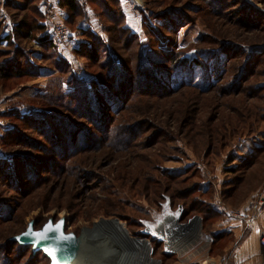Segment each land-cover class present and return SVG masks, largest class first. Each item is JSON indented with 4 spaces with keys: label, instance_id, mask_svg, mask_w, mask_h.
<instances>
[{
    "label": "rangeland",
    "instance_id": "rangeland-1",
    "mask_svg": "<svg viewBox=\"0 0 264 264\" xmlns=\"http://www.w3.org/2000/svg\"><path fill=\"white\" fill-rule=\"evenodd\" d=\"M99 3L86 4L88 19L79 32L77 24L84 15L69 25L57 0H0V36H13V27L21 22L32 23L34 6L49 29V12L58 8L70 32L67 43L57 42L52 33L50 50L23 36L13 39L14 47L6 53L0 52L1 66L25 48L24 57L39 69L35 78L28 74L0 79V159H8L12 169L20 153L58 165L37 168L43 180L38 188L22 179L27 186L19 189L14 176L0 177V264H50L42 254L33 255L30 247L21 248L12 240L29 227L39 231L61 220L65 234L82 240L87 253L83 264L142 261L133 259L129 246L139 240L150 249L144 264H224L236 242L225 229L231 219L228 210L241 211L264 189V0H223L220 14L206 0H121L124 24L139 41L131 42L129 51L124 49L127 34L123 41L114 39L117 30L124 33L123 24L110 22L114 17H107L104 8L111 6ZM171 10L176 13L167 16ZM88 33L105 42L99 47L102 62L113 50L137 71L147 64L157 77L150 82L155 93L163 88L170 95L139 96L148 86L140 84L136 73L131 98L120 100L116 111L110 105L104 114L94 113L92 96L81 87L96 88V79L104 80L110 70L75 52L81 43H92ZM223 49L233 56L230 62L225 63ZM173 53L185 61L174 72L168 61ZM26 58L23 71L31 68L24 65ZM246 64L245 77L235 83ZM147 75L154 77L152 72ZM121 107L126 109L109 122ZM6 111L12 114L3 118ZM33 112L62 115L67 126L53 129L65 141L74 138L65 148L71 154H55L42 132L20 121ZM12 128L20 129L25 139H5ZM81 128L93 138L83 142L85 136L77 131ZM252 149L259 150L249 154ZM232 168L237 173H231ZM210 208L219 216H208ZM114 228L121 230L119 235ZM121 238L129 244L118 246Z\"/></svg>",
    "mask_w": 264,
    "mask_h": 264
},
{
    "label": "trees",
    "instance_id": "trees-1",
    "mask_svg": "<svg viewBox=\"0 0 264 264\" xmlns=\"http://www.w3.org/2000/svg\"><path fill=\"white\" fill-rule=\"evenodd\" d=\"M30 1V3L32 2L37 3L39 0H28ZM104 1H106L111 7L108 8L107 6H105V15L108 17H114V19H110L109 21L112 23H115L117 26H120L123 24V28L121 30L124 31V33H120L119 30L118 31V35L116 38L114 37V39H116L118 42L121 40H124V37H126L125 35L127 34V41L128 43L124 44V49L125 51H129L130 50V43H136L137 45H139V41H138V36L134 35L131 33V31L128 29L127 26H125V16L122 10V6H121V0H57V6L60 10H64L67 13L68 16V24L72 25V24H77L78 22V18L80 16H83V19L81 21H79V23L77 24V28L78 31L81 32V30L79 28H82L83 23L87 21L88 19V15L86 13V4L90 3L93 5L98 6L101 2L104 5ZM209 3V0H206ZM223 2V0H212L209 4L211 6V10L214 13L220 14L219 12H221V3ZM207 3V4H208ZM57 8V9H58ZM33 11L35 13V18L33 20L32 23H27V22H21L18 24V26L13 27L12 30V35H1L0 36V52L1 54L6 53L7 50L10 49V47H14V44L12 43V40L14 39V41H17L21 38L29 37V42L33 41L38 47L42 48V49H47L50 50L53 48L54 46V40L52 37V30L48 28L47 25H45L42 21V16L39 10V7L34 6L33 7ZM171 13H176L175 11L171 10V11H167V16H170ZM170 18V17H169ZM77 20V22H76ZM169 21V20H168ZM167 21V22H168ZM170 22V21H169ZM168 22V23H169ZM116 31V30H115ZM113 31V32H115ZM122 31V32H123ZM110 32V31H109ZM112 34V33H111ZM88 36H90V39L92 40V43H81L80 46L78 48H76L75 52L79 55L82 56H86L89 58V60H91V62L93 63H101L100 67L101 69L103 68H107L109 67L110 72L108 73V75H106V77L104 78V80H98L96 79L95 81V87L92 84L91 89V93H90V89L87 87H81L82 90L87 91V95L88 96H92L90 97V99L92 98L91 102L93 104H96L97 106H93V104H91L92 107H96V110L93 109L94 113H97L98 115H102L104 114L105 111H107L110 108V105H113L112 109L116 111V109L118 108V104L120 100H124L126 97L127 98H131V92L133 90V86L131 85V81H133V76L136 75V73L140 74V84L142 86H148V88L146 89H142L139 92V96H143L145 94H149L152 95L153 97H162L165 95H170V91L167 92L165 91L163 88L159 89V92L155 93L156 88L153 89V85H155L154 83H150L151 81H157V77L155 75L154 70H151V68H149L147 66V64L143 65V66H139L138 71L134 68H131L129 64L125 65V61H122L121 59H118V57L116 56V53L111 50H108L109 56L107 61H103L100 58V53H99V47H101L102 45L105 46V42L103 40V38H101L99 35V37L92 35L90 33L87 34ZM24 36V37H23ZM111 36V35H110ZM113 37L108 39V42H106V45L109 46V44L111 43V41H113L112 39ZM16 43V42H15ZM1 45H5V47H1ZM52 47V48H51ZM15 49H18L17 47ZM24 53H27V49H23V53L18 52L16 58L12 59L11 61H6L5 63L1 64L0 66V79L6 80V79H10V78H17V79H21L23 77H25L26 75L30 74L33 76H30L32 78H35L37 75V71L39 69L36 70V68L31 67V63L30 61H28V59L26 58V56L24 57ZM222 53L225 55V63H227L229 60L232 59V55H228L226 49H223ZM140 59H143V53L142 51L140 52L139 55ZM26 60L24 61V65L27 64V66L31 67L29 68L30 70L28 71H23V59ZM128 63V59L126 60ZM168 61H170V68L174 70L176 69V67L178 66V64H185L184 59H180V55L179 53H173V55L168 59ZM230 62V61H229ZM251 62V61H250ZM249 63V60H248ZM247 65L246 64L242 69H240V77L235 79V83H238V81H240L243 77H245V73L247 71ZM253 65V64H252ZM60 68H62V66L66 67V65L60 64L59 65ZM35 70H34V69ZM104 70V69H103ZM228 71V67L226 69ZM140 72V73H139ZM147 72H152L154 74V77L150 78L147 75ZM224 74V73H223ZM221 75L220 78H222ZM99 76V75H98ZM156 77V78H155ZM220 81V80H219ZM211 88V86H210ZM124 89V90H123ZM153 91H151V90ZM239 88H237L236 91H238ZM42 95V94H41ZM114 97V98H112ZM103 98V99H102ZM104 102H107V105H103ZM109 106V107H108ZM124 108H120L118 110L117 113H114L110 116V118L108 119L109 122L111 121V119L113 118V116L117 115L120 113V111H122ZM126 109V107H125ZM124 109V110H125ZM12 111H6L3 114V118H6L7 116H9ZM43 113V112H42ZM45 114L40 115L41 113L39 112H33V113H25L24 115H22L20 118V121L26 122L28 126L38 129L39 133H43L45 138L47 139V141H49V143L51 144V146L54 148L53 152L62 157H64L67 154H71L72 151H68L65 152V148L67 146V144H73L74 142V138L72 139H68V141H65V136L63 135L62 137L58 135V133L55 131L56 128L55 126H61V128L64 126L63 124H66L67 121H65L64 123V119L62 118V115H56L50 112H44ZM42 116L45 118L44 122L42 121V119L38 118V116ZM95 117L99 118L101 116H97L96 114H94ZM36 118V119H35ZM95 120V118H94ZM115 122V121H114ZM57 124V125H56ZM112 124V123H111ZM67 126V124L65 125ZM13 127V126H12ZM54 127V129H53ZM44 129V131H43ZM16 133H15V132ZM19 131L21 132L20 129H16L13 128L9 129L8 132L4 135V138L6 139L7 137L10 138L11 140H13V136L18 135V139H25V137L23 135H21L19 133ZM79 136L83 135L85 136L83 139V142H86V140L88 139H92L93 135H90V131L85 130V129H77ZM62 132V131H61ZM132 133V130H131ZM39 149L45 150L47 152H49V150H46V148L39 146ZM62 150L65 152L63 153ZM259 149H252L250 150L249 154H256L257 151ZM16 158H14V162L17 163V168L15 167V169H12V164L8 159H0V177H4V175H11V177H15L16 180L14 181L16 183V185L14 187L22 189L25 186L29 185L31 187V185L33 183H37V188L43 183V180H41L40 175L37 174V168L41 165H45V164H52V168L49 169H53L56 168L57 163H54L52 160L49 161H45L43 163L42 160H39V157H34L30 154H24V153H20V154H16L15 155ZM252 157V155H251ZM244 162H246V165L249 164L250 160L247 159ZM8 164H10L11 166L9 167ZM9 168L8 172L10 173H5V169ZM231 173L235 174L237 173V170L232 168L230 170ZM39 173V171H38ZM22 179H25L27 185H23ZM24 183V184H26ZM30 183V184H29ZM174 205V204H173ZM209 212L208 216H214L217 217L219 216V213L213 209H208L207 210ZM184 216V214H183ZM65 227V226H64ZM12 242L15 245H18L21 248H31L32 249V253L33 255H38V253L42 254L44 257H46L49 261V257L47 255H45L42 251H38V252H33V245H23L20 244L14 240H12ZM156 246H160V243H155Z\"/></svg>",
    "mask_w": 264,
    "mask_h": 264
},
{
    "label": "water",
    "instance_id": "water-1",
    "mask_svg": "<svg viewBox=\"0 0 264 264\" xmlns=\"http://www.w3.org/2000/svg\"><path fill=\"white\" fill-rule=\"evenodd\" d=\"M64 226V221L61 220L56 224L49 222L39 231L29 227L14 241L33 245V252L42 251L49 257L50 264H76L79 260L86 263L87 253L81 245L82 240L76 239L73 234H65Z\"/></svg>",
    "mask_w": 264,
    "mask_h": 264
},
{
    "label": "crops",
    "instance_id": "crops-1",
    "mask_svg": "<svg viewBox=\"0 0 264 264\" xmlns=\"http://www.w3.org/2000/svg\"><path fill=\"white\" fill-rule=\"evenodd\" d=\"M259 199L249 200L241 207L244 213H250L257 209L259 218L253 228L247 226L238 220L229 219L227 228L236 238V242L229 249L224 264H261L263 260L262 248L259 245L258 238L264 233V189L258 196ZM222 226V225H220Z\"/></svg>",
    "mask_w": 264,
    "mask_h": 264
},
{
    "label": "built area",
    "instance_id": "built-area-1",
    "mask_svg": "<svg viewBox=\"0 0 264 264\" xmlns=\"http://www.w3.org/2000/svg\"><path fill=\"white\" fill-rule=\"evenodd\" d=\"M53 11L49 12V21L52 29V33L54 34L57 42L67 43L70 39V32L66 29L63 22L60 21V12L58 9H52ZM259 211L257 209L253 210L250 213H243L241 211L236 210H228L227 215L229 218L238 220L243 222L248 228H253L259 218ZM258 242L260 247L262 248V252L264 254V233L260 235L258 238ZM264 264V256L262 263Z\"/></svg>",
    "mask_w": 264,
    "mask_h": 264
},
{
    "label": "bare ground",
    "instance_id": "bare-ground-1",
    "mask_svg": "<svg viewBox=\"0 0 264 264\" xmlns=\"http://www.w3.org/2000/svg\"><path fill=\"white\" fill-rule=\"evenodd\" d=\"M108 227L111 228V224H108ZM113 230L116 231V233L118 235L121 232V230L119 228H114ZM123 238H124V235H123ZM115 240L118 241V239H115ZM115 240H114V242H115ZM119 242L120 243L117 244L118 246H126V245L129 244V242H126V241L124 243L123 240H122V238L119 240ZM114 246H115V244H114ZM129 246H131V249H132V253L131 254L133 256V259L135 257V258H137L139 260H142V261H137L136 260L137 262H134V263H131V264H144V263L148 262V255L150 253V249H149V245L147 244V242L142 241V240L134 241V242L132 241V242H130ZM73 264H75V263H73ZM76 264H83V263H81V261L79 260Z\"/></svg>",
    "mask_w": 264,
    "mask_h": 264
}]
</instances>
